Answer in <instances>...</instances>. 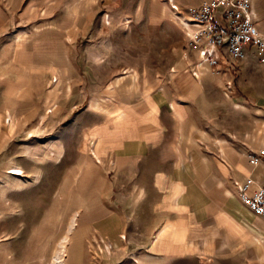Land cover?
I'll return each instance as SVG.
<instances>
[{
    "label": "rangeland",
    "instance_id": "rangeland-1",
    "mask_svg": "<svg viewBox=\"0 0 264 264\" xmlns=\"http://www.w3.org/2000/svg\"><path fill=\"white\" fill-rule=\"evenodd\" d=\"M178 7L180 19L168 0H0V259L51 264L77 214L68 264H264L248 249L217 250V241L203 254L177 250V233L150 250L171 228L148 235L150 202L113 185L114 138L100 111L119 82L111 78L134 79L133 69L145 82L194 51ZM239 204L225 209L253 216ZM195 205L202 214L222 208L205 197Z\"/></svg>",
    "mask_w": 264,
    "mask_h": 264
},
{
    "label": "crops",
    "instance_id": "crops-1",
    "mask_svg": "<svg viewBox=\"0 0 264 264\" xmlns=\"http://www.w3.org/2000/svg\"><path fill=\"white\" fill-rule=\"evenodd\" d=\"M205 1L211 0H173L185 11ZM248 1L264 35V0ZM195 62L192 51L145 82L133 69L134 79L131 74L111 78L119 82L107 89L106 109L100 111L111 121L114 138L107 151L113 185L134 187L138 201L150 202L154 220L148 235L171 228L150 250L177 233L180 251L203 254L217 241V250L248 249L262 257L264 240L257 244L250 232L247 243L243 220L264 233V218L227 211L225 205L232 199L242 204L240 186L251 182V194L264 182V163L249 162L250 155L264 149V50L249 45L242 60L223 50L215 67H197L196 78ZM202 197L222 208L202 214L195 205ZM212 229L217 236L211 240ZM11 263L8 256L0 259V264Z\"/></svg>",
    "mask_w": 264,
    "mask_h": 264
},
{
    "label": "built area",
    "instance_id": "built-area-1",
    "mask_svg": "<svg viewBox=\"0 0 264 264\" xmlns=\"http://www.w3.org/2000/svg\"><path fill=\"white\" fill-rule=\"evenodd\" d=\"M171 9L180 19L181 9L168 0ZM181 21V20H180ZM182 21L185 27L188 46L197 55V64L215 67L221 51L234 59L242 60L247 47L252 45L258 51L264 50V35L258 31L253 20L248 0H211L190 8ZM252 165L264 163V149L250 155ZM251 182L239 187V198L252 214L264 218V182L249 194Z\"/></svg>",
    "mask_w": 264,
    "mask_h": 264
},
{
    "label": "bare ground",
    "instance_id": "bare-ground-1",
    "mask_svg": "<svg viewBox=\"0 0 264 264\" xmlns=\"http://www.w3.org/2000/svg\"><path fill=\"white\" fill-rule=\"evenodd\" d=\"M183 24H184V22H183ZM185 26H186V24H185ZM186 28H187V26H186ZM21 38H23V37H21ZM201 65L202 64H199V66H201ZM199 66H197V67H199ZM195 76H196V74H195ZM55 82H57V81H55ZM14 127H15V119L12 118L11 115L7 114V128L9 130V132H11ZM20 173L21 172L19 170H13V175H15V176L20 175ZM77 218H78L77 214H75L71 218L69 228H68V232H67L66 236L63 237L61 239V241L59 242L58 248H57V250L53 256L51 264H68L67 263V261H68L67 248H68V245L70 242V234L77 228V225H78ZM246 226L255 235L256 240L260 241V240L264 239V233L259 231V229L258 230L255 229L250 223H246ZM164 231L165 230H161L159 237L163 236V234L165 233ZM122 238H123V236H122Z\"/></svg>",
    "mask_w": 264,
    "mask_h": 264
}]
</instances>
